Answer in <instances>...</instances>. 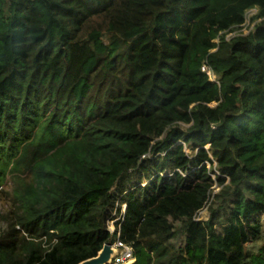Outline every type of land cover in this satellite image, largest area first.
I'll list each match as a JSON object with an SVG mask.
<instances>
[{"label":"trees","instance_id":"16d2710c","mask_svg":"<svg viewBox=\"0 0 264 264\" xmlns=\"http://www.w3.org/2000/svg\"><path fill=\"white\" fill-rule=\"evenodd\" d=\"M252 8L0 0V264L94 257L121 204L131 264H264V20L225 37Z\"/></svg>","mask_w":264,"mask_h":264},{"label":"rangeland","instance_id":"374dc122","mask_svg":"<svg viewBox=\"0 0 264 264\" xmlns=\"http://www.w3.org/2000/svg\"><path fill=\"white\" fill-rule=\"evenodd\" d=\"M256 11H257V8H252V9L248 10L246 12V15H245L244 23L239 28H235L234 30L228 32L225 37L227 39H229V38H231L232 36H235V35L248 34L251 30H253L255 25L258 22L264 20V17L252 20V16L256 13ZM214 41L218 42V39H214ZM214 74H213V77H210V79L216 81L217 75L216 74L214 75ZM210 105L214 106L215 103L212 102V103H210ZM181 126L183 128L187 127V125H181ZM179 143H181L183 145L184 150L188 154L193 153V150L189 147V144L184 143L181 140L179 141ZM209 155L211 157V153H209ZM207 167L210 168L211 165L208 163ZM212 170H213V172L211 173V177L214 179L215 176L218 173L216 162H213ZM144 183L145 182H143V184ZM13 186H14L13 183L8 178L5 180V182L3 184L0 185V234L8 229L9 224L11 222H13V219H14L13 215L11 213L12 210L14 209L13 204H12L13 203L12 202L13 201V197H12ZM212 187H213L212 194L216 193L220 189V186H217L216 182L214 183V185ZM211 199H212V196H210V199L208 200L206 205L197 212V214H196V218L197 219L206 220L208 218V216H209L208 207L210 205ZM108 223H109V227L110 228L114 227V223H112V222H108ZM113 240H114V238L112 237L110 241H113ZM174 242L176 244L177 243H181L182 242V238L179 237L178 239H175Z\"/></svg>","mask_w":264,"mask_h":264},{"label":"built area","instance_id":"2783aa9c","mask_svg":"<svg viewBox=\"0 0 264 264\" xmlns=\"http://www.w3.org/2000/svg\"><path fill=\"white\" fill-rule=\"evenodd\" d=\"M202 70L208 74L209 79L210 77H213L214 72L208 66L202 65ZM124 207L125 205L121 204V212L118 214L115 213V219L109 222L114 223L115 220H121L123 218ZM108 230L113 235L115 233V236L114 240L111 241L112 247L114 248V253L111 254L110 260L106 264H131L135 260L132 246L126 242H123L119 238V227L115 228L114 225V227L110 228L108 223Z\"/></svg>","mask_w":264,"mask_h":264},{"label":"water","instance_id":"95a60500","mask_svg":"<svg viewBox=\"0 0 264 264\" xmlns=\"http://www.w3.org/2000/svg\"><path fill=\"white\" fill-rule=\"evenodd\" d=\"M112 253H114V248L111 241H108L103 244L96 256L83 260L78 264H106L110 260Z\"/></svg>","mask_w":264,"mask_h":264}]
</instances>
